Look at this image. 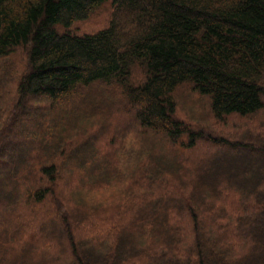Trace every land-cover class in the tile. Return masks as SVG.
Listing matches in <instances>:
<instances>
[{
    "label": "trees",
    "instance_id": "1",
    "mask_svg": "<svg viewBox=\"0 0 264 264\" xmlns=\"http://www.w3.org/2000/svg\"><path fill=\"white\" fill-rule=\"evenodd\" d=\"M262 113L264 0H0V264H264Z\"/></svg>",
    "mask_w": 264,
    "mask_h": 264
},
{
    "label": "rangeland",
    "instance_id": "2",
    "mask_svg": "<svg viewBox=\"0 0 264 264\" xmlns=\"http://www.w3.org/2000/svg\"><path fill=\"white\" fill-rule=\"evenodd\" d=\"M95 19V18H94ZM92 21H89V23L87 24V25H84V29L86 30V31H88V30H90V29H93V28H98V27H103L104 25H105V23H106V21L108 20V16L106 15V16H104L103 17V21H98L99 19H95V20H93V18L91 19ZM101 23L100 25H98V26H95L94 27V23ZM7 86L8 85H6V87H5V84H3V88H5V90H7ZM3 101V100H2ZM35 109H33V108H31V109H29L28 110V112H27V114H26V118H32V119H35ZM193 118H195V119H197V120H202V119H204L205 117H197V115H194V116H192ZM264 116H263V113L262 114H257L256 115V117L254 118V120H258V121H260L261 122V118H263ZM205 120V119H204ZM205 121H207V119L205 120ZM218 124V123H217ZM214 125H215V123H214ZM20 126H22L23 128H29V129H33V128H35V124L32 122L30 125H27L25 122H20ZM37 126V125H36ZM40 126H43L42 124L40 125ZM221 127V128H220ZM220 127H218V125H217V127H215V128H217V131L218 130H221L223 127L222 126H220ZM231 128H233V129H235V127H232V126H230V127H228V129L229 130H232ZM94 138L97 140V139H99V135L97 136V135H95V137H93L92 138V140H94ZM29 140H31V136L30 135H26L25 136V138H24V141H29ZM32 142H33V140H31ZM17 148L19 149V152L18 153H14L13 154V159H14V163H13V167L11 166L10 168H7V169H5V172H7V173H15V172H17L18 170H19V165L22 163V165L23 164H25V161L28 159V160H30V156H32V152H30L29 150H27V149H25V145L24 144H22V142H18V144H17ZM213 147H211V146H207V148H202L201 150L205 153V155H207V154H209V156L210 157H212V156H217V157H219V158H221L223 161H227V160H225V159H230L229 157H227V155H224L225 153H223V152H220V153H214L213 154V149H212ZM21 155L23 156V155H26V157H23L24 158V160L22 161L21 160V158H18V157H21ZM245 155L244 154H240V153H238V154H235V155H233V158H231V159H235V162H237V163H242V162H245V157H244ZM216 157V158H217ZM234 162V161H233ZM27 163H28V161H27ZM27 163H26V165H27ZM17 164H18V168H15V166H17ZM220 168H222V167H220ZM222 173H224L223 171H221V174ZM221 178V177H220ZM6 189H8L9 191H13V187L10 185V184H7L6 186ZM14 191H15V189H14ZM2 203H3V206H2V204H0V223H4L5 224V222H7L5 219H6V217L3 215V210H4V206H6L7 205V201L6 202H3L2 201ZM5 214V213H4ZM7 214V213H6ZM9 221L8 222H10V219H8ZM43 231L45 232V231H47V229H43ZM49 231H51V229H49ZM53 237H56L57 236V232H55L54 230H52L51 231V233H50ZM57 239V238H56Z\"/></svg>",
    "mask_w": 264,
    "mask_h": 264
}]
</instances>
